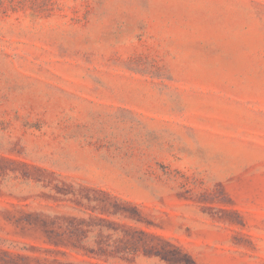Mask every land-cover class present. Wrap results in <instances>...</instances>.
Wrapping results in <instances>:
<instances>
[{"label": "rangeland", "instance_id": "rangeland-1", "mask_svg": "<svg viewBox=\"0 0 264 264\" xmlns=\"http://www.w3.org/2000/svg\"><path fill=\"white\" fill-rule=\"evenodd\" d=\"M0 264H264V0H0Z\"/></svg>", "mask_w": 264, "mask_h": 264}]
</instances>
